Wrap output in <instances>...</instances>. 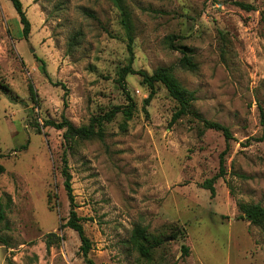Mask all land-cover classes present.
Masks as SVG:
<instances>
[{
  "label": "rangeland",
  "instance_id": "1",
  "mask_svg": "<svg viewBox=\"0 0 264 264\" xmlns=\"http://www.w3.org/2000/svg\"><path fill=\"white\" fill-rule=\"evenodd\" d=\"M20 1L27 39L11 3L0 0V197L11 198L0 225L10 248L0 245V264H88L76 232L59 230L70 211L64 151L92 264H264V226L239 209L264 208V0H125L132 68L151 75L172 67L194 93V109L228 127L231 140L189 116L171 124L177 104L159 83L144 112L149 89L128 75L132 118L117 114L102 140L69 150L63 131L45 121L64 117L79 127L127 104L116 82L128 59L119 16L107 0ZM171 41L189 50L196 72L178 67L182 54ZM221 169L211 196L202 185ZM135 224L171 240L145 259L128 244Z\"/></svg>",
  "mask_w": 264,
  "mask_h": 264
},
{
  "label": "trees",
  "instance_id": "2",
  "mask_svg": "<svg viewBox=\"0 0 264 264\" xmlns=\"http://www.w3.org/2000/svg\"><path fill=\"white\" fill-rule=\"evenodd\" d=\"M11 3L15 13L19 18V22L22 25V37L27 39L30 34L31 24L26 16L25 10L23 9L22 2L20 0H7ZM109 1L117 10L119 16V24L124 32V37L126 39V49L128 53L127 64L120 68L117 71V79L119 87L121 88L125 98L126 105H117L113 106L108 112L101 116L92 117L89 120L87 125H82L79 127H75L70 121L63 117L62 121L54 122L47 120L44 122L45 126H50L55 128L56 130L63 131L62 138L64 141V145L66 149H71L72 146L81 140H92L99 139L102 140L104 134V124L107 122H111L117 114H122L125 120H130L132 118L133 112L136 109V104L132 97L130 96L127 85H126V77L128 75H139L141 77V82L149 89V94L147 98L143 102L142 109L146 112V107L149 105L151 99L154 96V84H161L165 90L167 91L170 98H172L177 104V109L173 113L171 118V124L175 123L182 117L189 116L192 119L198 121L204 130H214L222 133L226 141L232 139L230 130L228 127L221 125L220 123L209 121L205 119L197 110L194 109L193 103L196 100L193 92L185 89L180 82L174 76V69L172 67L166 68L161 67L156 69L151 75H149L145 71H135L132 68V63L134 60V52H133V44H134V31L131 20V13L129 11L128 6L125 3V0H107ZM236 6L244 11H253L254 7L250 4H246L243 2H236ZM71 47V43H70ZM170 47L174 50H178L181 52L182 57L178 61V67L184 71L196 72L197 64L194 62L193 56L189 53V50L183 46H174L172 45V41L170 42ZM29 93L31 99L36 101V93L33 89V85H29ZM11 100L14 99L10 95ZM262 114V119H263ZM36 129L39 132L38 124L36 125ZM62 168L61 175L63 177V188L65 194L67 196L69 202V216L64 225L59 226V230H63V228H69L76 232L81 242V246L79 248L80 254L86 263L92 264L88 260V254L91 249V244L87 236L85 235L83 226L81 224V218L77 215L75 208V202L73 198V189L71 184V174L68 168V161L66 152L64 151L61 157ZM5 172L4 167L0 164V176ZM223 170H220V175L213 177L210 180H207L203 183V188L208 190L211 196L214 195V187L213 183L218 178V176H222ZM11 205V198L9 195H5V198L0 197V225L3 224L6 220V214ZM239 209L242 212V217L248 221L250 224L263 227L264 226V208H262L258 204L254 205H245L240 204ZM0 229V245L5 248H10V242L6 237L1 234ZM47 238H55L58 240V237L54 233H49L46 235ZM172 239H176L177 235L174 233L171 235ZM61 239V238H60ZM166 240L163 239H154L149 237L147 234V230L138 224H135L131 230L130 237L128 239V244L131 249L136 250L141 257L145 259H149L152 251L163 244ZM51 244L49 241L46 242V249L49 250ZM184 255H187L188 249L183 246L182 247Z\"/></svg>",
  "mask_w": 264,
  "mask_h": 264
},
{
  "label": "water",
  "instance_id": "3",
  "mask_svg": "<svg viewBox=\"0 0 264 264\" xmlns=\"http://www.w3.org/2000/svg\"><path fill=\"white\" fill-rule=\"evenodd\" d=\"M171 239H166V241H170Z\"/></svg>",
  "mask_w": 264,
  "mask_h": 264
}]
</instances>
